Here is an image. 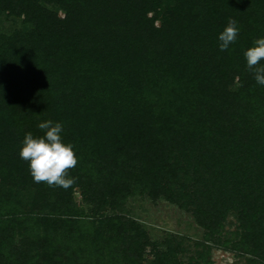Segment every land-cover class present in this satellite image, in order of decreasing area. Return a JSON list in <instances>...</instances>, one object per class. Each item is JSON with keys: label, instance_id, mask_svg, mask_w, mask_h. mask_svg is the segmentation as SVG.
<instances>
[{"label": "trees", "instance_id": "obj_1", "mask_svg": "<svg viewBox=\"0 0 264 264\" xmlns=\"http://www.w3.org/2000/svg\"><path fill=\"white\" fill-rule=\"evenodd\" d=\"M0 14L20 19L0 32V264H173L172 241L143 256L154 244L123 212L136 193L218 240L235 209V247L264 264V86L244 57L264 0H0ZM229 19L239 34L221 51ZM47 120L78 159L67 190L19 155Z\"/></svg>", "mask_w": 264, "mask_h": 264}, {"label": "rangeland", "instance_id": "obj_2", "mask_svg": "<svg viewBox=\"0 0 264 264\" xmlns=\"http://www.w3.org/2000/svg\"><path fill=\"white\" fill-rule=\"evenodd\" d=\"M19 22L20 19L0 14V32L11 30L14 26H18ZM253 187L256 188V185L253 184ZM74 196L75 199H80L79 192ZM82 207L86 213H91V205L83 203ZM123 212L137 221L146 231L150 242L154 244V247L146 246L143 254L145 259L153 260L155 256L164 252L165 245L172 241L173 246H178L173 264H263L260 259H256L257 262L253 263L250 261L254 257L252 254L235 247L241 238L237 229L239 221L235 209L231 208L223 220V226L219 231L220 240L214 239L218 235L210 237L207 234V228L196 221L192 210L179 207L163 197L154 200L146 194L130 195L123 203ZM257 212L260 216L258 214L252 224L255 233H259L257 236L259 239L260 234L264 237L262 233L264 230L258 223V219L263 216L261 210ZM262 219L264 220V217ZM222 239L227 243L223 244Z\"/></svg>", "mask_w": 264, "mask_h": 264}, {"label": "clouds", "instance_id": "obj_3", "mask_svg": "<svg viewBox=\"0 0 264 264\" xmlns=\"http://www.w3.org/2000/svg\"><path fill=\"white\" fill-rule=\"evenodd\" d=\"M238 34L236 22L229 19L218 37L220 50H228L236 42ZM244 57L256 83L264 86V64L261 63L264 61V38L255 40L254 46L244 52ZM38 127L44 131V135L34 137L31 132L26 133L19 152L20 158L29 163L34 182H45L49 187L67 190L75 183L69 171L78 163L73 145L63 142L61 123L47 120L39 123Z\"/></svg>", "mask_w": 264, "mask_h": 264}]
</instances>
